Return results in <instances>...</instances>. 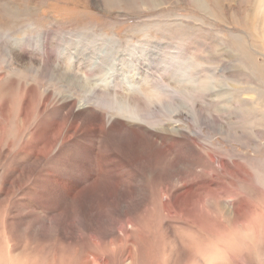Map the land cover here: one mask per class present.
Segmentation results:
<instances>
[{
    "label": "rangeland",
    "instance_id": "374dc122",
    "mask_svg": "<svg viewBox=\"0 0 264 264\" xmlns=\"http://www.w3.org/2000/svg\"><path fill=\"white\" fill-rule=\"evenodd\" d=\"M28 91L32 123L24 126L19 112ZM5 100L13 153L0 182L15 172L26 182L35 146L29 129L65 124L35 170L40 187L0 202V264H91L92 254L117 263L130 243L121 234L113 247L97 227L118 212L137 217L127 224L135 248L124 263L171 262L189 241L177 223L167 230L162 202L185 187L202 207L201 238L241 233L244 216L245 248L264 264V0H0ZM88 112L102 118L104 130L121 123V137L137 127L146 132L140 161L126 164L99 132L86 138ZM73 123L79 129L70 138ZM22 145L28 150L20 155Z\"/></svg>",
    "mask_w": 264,
    "mask_h": 264
},
{
    "label": "bare ground",
    "instance_id": "6f19581e",
    "mask_svg": "<svg viewBox=\"0 0 264 264\" xmlns=\"http://www.w3.org/2000/svg\"><path fill=\"white\" fill-rule=\"evenodd\" d=\"M195 2L196 1H194V4H195ZM31 89H32V91H34L33 88H31ZM29 91H30V89H29ZM29 91H28L27 94H24V97H23V100H22V104H21V108H20V112H19V115H20L19 121L24 126H25L26 123H32L31 122V118L28 117V116H29V113L31 112V110L33 108V104L31 105V100H34V95H33V93L31 95V92H29ZM16 102H17V100H16ZM13 106H14V104H13ZM41 106L44 107V104L41 103ZM85 107H87V106L86 105L83 106L82 109L85 110ZM9 113H10V104H8V100H5L3 103L0 104V167H2V165L6 161V158L8 156L10 157V155L13 153L12 142L7 139V135H9V128H7V124L9 122ZM87 116H89V118L86 121V125H85L86 133L83 134L86 138L90 139V137H94L97 134V132H99L101 135H103V137L101 138L102 144L104 146H106V147H111L112 146L114 150L118 151L119 153H122L125 156V160H127V161H125L126 164L132 165V164H135L134 162H136V160L140 161V157L141 156H139V153L137 151V147H138L139 143H143V142L146 143V137H145L146 132L145 133L142 132L137 127L136 129H133V130H127L128 133H129V137L128 138H127V136L126 137H121L122 134H119L120 130H122L121 123H113V124L111 123V124H109V128L104 130V123L102 121V118H100V116L97 113L88 112ZM64 124H65V122L62 121L61 119H59L56 122H53L52 124H50V126L47 129L44 127L43 128V132H41L42 127H43L42 124L38 128H37V125L35 124L33 126L34 129H29V135H30L31 141L35 142V146L32 145V147L34 149L33 150V158H34L33 160L34 161L31 163L30 167L27 166L28 167V171H26V172H28V175L26 176V182L21 181V174L24 175L22 172H19L18 174L15 172V175L12 173L9 176L10 179L8 178V179H5V180L0 182V185H1V187H0V202L1 203L8 202L9 199L11 198V195H13L15 193L19 194L20 192H23L24 190H26V188H28V189L30 188L31 189V188L37 187V186L40 187V177L37 174H35V170H37L38 167L40 166L41 162L44 159V155L47 154L49 151H53V150L56 149L57 143L59 142L58 140H59V138L61 136V133H62V130L64 128ZM78 127H79L78 124L73 123L71 128H69V133H70L69 137L70 138L73 137V135L76 133V131H78L77 130V129H79ZM80 130H81V128H80ZM41 134H44L43 138H41ZM177 135H179V134H177ZM152 143H153V146H154V144H155L154 140H152L150 144H152ZM164 143H165V141H164ZM172 144H174V145L177 144V140L172 141ZM21 147L22 148H20L18 151H16L20 155L23 154L24 152H27V150H28L27 145H24V146L22 145ZM82 147H84V149H86L89 152L92 151V149H91L92 147L90 146V143H84ZM15 149H16V147H15ZM85 151L82 153V155H80L81 156L80 159L83 160L86 163V161H85L86 157H84V156H86L87 153L85 154ZM83 154H85V155H83ZM2 174L3 173L0 172V175H2ZM8 174H9V172L6 171V175H8ZM179 176H177L178 180H179V183L184 185V186H187L186 185L187 180H185V178L179 177ZM184 181H186V182H184ZM107 182H109V181H107ZM100 184L101 185L98 186V187H101L102 189L106 188L105 196L108 198L111 195V191H112L110 185L108 183H105V182L104 183L102 182ZM206 186H209V185L207 184ZM166 188H169V186H166ZM172 191L177 193V189H175V188ZM117 195L120 196V194H117ZM29 196L30 195H27L26 198H29ZM190 196H192V195H191L190 190L187 187L183 188V192H181L180 195H177V197L173 196L172 198H166L167 195H164L165 198H163L164 202H162V206L166 210H168L167 215H169V217H170V218L168 217L169 223H168V226H167V230L171 229V224L172 223H177L178 225L182 226L184 229L182 230L181 238H184L186 241H189V243L187 242L189 247H187L186 249H184L185 247L181 248L179 250V253L176 256L173 257V260L171 262H167L166 261L167 257H165L164 261H163V264H262V262H260L259 260L257 261L255 259L256 258L255 257L256 255L254 254L255 252L253 253L252 250H250L248 248L247 249L245 248L247 241H246V239L243 236V233H245L244 230L246 229V227H244V224H245L244 218H243L244 216L243 217H239V221L237 220V223H238L239 227L241 228V233H238L237 235L234 236L232 233H228V232H222V231L221 232H218V231L214 232L213 231V233L210 235L212 240L207 241V240H204L203 238H201L202 233L199 230L204 231V228H203L201 222L199 221V219H198V217L196 215H199L197 213V211H198L199 208L201 210L202 207L198 206L197 198L190 199L189 198ZM30 198H36V197L30 196ZM87 200L89 201V199H87ZM153 200H154V198H153ZM1 203H0V210L4 208V205L1 204ZM126 208H127V206H126ZM5 212H6V210L4 211V213ZM181 212H187L186 213V218H181V214H182ZM116 215H117V217H116ZM116 215H115V217H113L114 219L109 216L108 217L109 219L104 220L105 222L101 223L97 227V229H99V233H100L99 234V238L100 239L102 238V240H108L109 244H111L113 247H115V246L118 245V243L122 242V236H121V234H122V235L125 236V241L127 243H130V246H128V247L126 246V248L120 253V256L118 257V262L117 263L114 262L111 259V257H108V256L104 257V256H102L100 254H92L91 255L92 259L91 260H92L93 263H91V264H129V263H124V262L131 258V250H130V248H135V242L133 240H130V230L127 229V226H128L127 224L130 223V219H132L133 217H135L136 220H137V217L132 215L133 217L131 216L132 218L129 219L130 216L128 217L127 216L128 214L126 212H123L122 214H120L118 212ZM135 215H137V214H135ZM200 217H202V216H200ZM140 218H143V217H140ZM190 221H192V223H190ZM91 223L92 222H88V224H91ZM26 225H28V223ZM225 226H227V225H225ZM173 227H175V226H173ZM110 228H113V229L111 230ZM232 228H234V227H232ZM100 229H101V231H100ZM103 229H107L106 233H102ZM109 230L111 232H109ZM97 232L98 231H96V234H97ZM230 232H232V231H230ZM51 233H53V232H51ZM206 234H207V232H206ZM126 235L129 236V239L126 238ZM179 235H181V234H179ZM207 236H208V234H207ZM251 236H253V235H251ZM232 237L236 238V241L234 243L231 240ZM63 238H64V240L66 239L65 237H63ZM181 238H180V240H181ZM69 239H70V237L68 238V240ZM75 240H78V239H75ZM114 240H116V243H114ZM60 242H61V240H60ZM72 242H74V241H72ZM4 243L5 242L3 241V244ZM165 243H167V242H165ZM248 243H249V241H248ZM185 245H186V243H185ZM9 247H11V246H9ZM180 247L181 246H179V248ZM166 250H167V248L160 255L161 257L165 256L164 254H166ZM131 264H133V263H131Z\"/></svg>",
    "mask_w": 264,
    "mask_h": 264
}]
</instances>
